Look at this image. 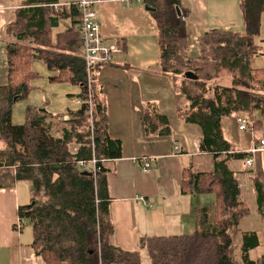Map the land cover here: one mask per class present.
Listing matches in <instances>:
<instances>
[{"label": "trees", "instance_id": "1", "mask_svg": "<svg viewBox=\"0 0 264 264\" xmlns=\"http://www.w3.org/2000/svg\"><path fill=\"white\" fill-rule=\"evenodd\" d=\"M54 4L59 0H19L14 18L3 28L10 41L4 48L6 81H0V188L19 181L30 186L29 203L19 205L17 214L21 229L30 224L31 245L44 263L141 264L139 252L145 248L152 264H264V252L251 256L260 245L258 233L239 228L250 210L241 198L238 173L228 166L249 153L232 151L221 129L222 118L233 115L250 119L251 129L264 123V67L252 66L263 54L256 40L261 36L264 0H239L243 30H208L198 40L197 57L188 55L189 11L180 0H143L144 7L153 9L149 13L157 33V66L187 99L179 116L200 127L201 144L214 160L209 173L184 167L180 194L211 193L214 201L200 210L197 231L143 238L133 251L113 243L102 166L105 159L121 157V142L110 138L106 107L96 96L97 67L88 86L77 31L69 27L53 33L56 17L67 12ZM75 9L70 8L69 15ZM34 59L52 73L50 82L71 83L80 87L81 100L90 97L91 103H82L65 124L61 117L37 108L29 109L23 123H12L13 104L28 95L37 77L31 67ZM188 71L197 80L185 78ZM223 73L230 79L228 85L219 83ZM152 117L163 118L156 109L146 115ZM254 187L257 213L264 219V182L257 180Z\"/></svg>", "mask_w": 264, "mask_h": 264}, {"label": "crops", "instance_id": "2", "mask_svg": "<svg viewBox=\"0 0 264 264\" xmlns=\"http://www.w3.org/2000/svg\"><path fill=\"white\" fill-rule=\"evenodd\" d=\"M78 1L59 0V6L54 8L67 12L59 19L56 17L53 33L63 32L69 27L78 33V7L76 13L69 15V9L75 7L70 4ZM18 2L0 0V64H3L0 76L4 77L3 80L6 69L4 48L6 42L10 41L3 34V28L14 18ZM180 2L189 11L185 19L190 57L200 56L198 40L208 30H243L239 0ZM94 9L105 42L115 44L120 49L111 64L97 66L95 90L96 96L106 107L110 138L121 142V157L102 162L106 169L114 228L113 243L123 250L133 251L143 238L189 234L199 229L200 210L214 200L206 193L180 194L181 173L189 165L196 173L212 172L214 160L201 144L200 127L185 122L179 116L187 99L175 91L170 78L161 73L157 66V33L149 11V14L144 13L146 9L143 4L129 6L110 1L98 3ZM256 43L264 50V12L261 17V36ZM258 57L257 60L264 58V51ZM222 75L219 83L228 85L230 79L225 73ZM80 92L69 94L72 96L70 100L75 99L78 104L76 109L56 115L61 117L62 124L68 122L71 113L80 108L81 104L77 102ZM153 109L163 118L147 119L146 115ZM40 110L43 114L54 116ZM236 118L233 115L221 120L224 139L232 151L246 152L255 143L264 140V136L256 137L254 129L238 130ZM263 129L264 123L258 131ZM76 147L72 145L71 149L75 150ZM247 158L228 162V166L238 173L241 198L250 210V215L240 221L239 228L241 231H256L260 239L257 250L262 249L264 252V219H260L257 213L254 187L255 181L264 182V150L252 156L250 167L245 165ZM145 160L149 162V167L143 171L141 166ZM12 185L0 188V264H45L31 245L32 231L31 234L24 233L21 225H17L20 222L17 209L22 204L16 182ZM138 195L144 196L153 206L143 205L136 199Z\"/></svg>", "mask_w": 264, "mask_h": 264}, {"label": "rangeland", "instance_id": "3", "mask_svg": "<svg viewBox=\"0 0 264 264\" xmlns=\"http://www.w3.org/2000/svg\"><path fill=\"white\" fill-rule=\"evenodd\" d=\"M132 4L138 5L136 1H134L130 5ZM144 13L149 14L147 10ZM211 18L214 19V16H211ZM258 58L260 57L253 59L252 66L255 68H263L264 58H262L261 60H257ZM5 64H6V60H5ZM2 65L0 64V68ZM257 66H261V67H257ZM31 67L32 70H34L37 73V77L31 80L30 82L31 88L28 95H26V97L18 100L13 104L12 123L14 124L23 123L26 118L27 112L29 111V109L31 110L32 108H37V109L41 108L42 110H45L47 113L54 114L55 116L60 114H65L68 109L74 110L77 108L78 104L76 103L75 99H72V101L70 100V97L72 96H70L69 94L76 95L77 92L80 91L78 86L68 82L66 83L50 82L48 80V76L52 73L48 71L45 64L39 59H34L32 61ZM3 79L4 77L0 76V81L2 83H5L6 80ZM236 125L238 126L237 120H236ZM259 128H255L254 130L258 131ZM255 131L253 133L256 135V137L264 136V129L258 131L257 133ZM2 146L3 145L1 144L0 141V148ZM16 186L18 187L19 190V198L21 204L26 205L27 203H29V199H30L29 198L30 186L26 182H22V181L16 182ZM207 195L213 197L214 200L213 194L208 193ZM22 232L31 234V226L28 222H26L23 225ZM261 250L252 252L251 254L252 258H256L260 256V254L263 253ZM139 256H140L141 264H152L146 249H140Z\"/></svg>", "mask_w": 264, "mask_h": 264}, {"label": "built area", "instance_id": "4", "mask_svg": "<svg viewBox=\"0 0 264 264\" xmlns=\"http://www.w3.org/2000/svg\"><path fill=\"white\" fill-rule=\"evenodd\" d=\"M110 1L118 2L123 5H130L132 2L136 1L139 4H142L143 0H79L75 3V6L78 7L80 17H79V26L78 33L81 42V58L84 61V68L88 78V86L90 85V77H92L93 70L102 64H111L114 61V57L117 53L120 52V49L115 44H107L100 33V26L97 20V14L95 12V5L101 2ZM59 6L54 4V7ZM77 102L82 103H91L90 97L86 101L77 99ZM88 113H91V108ZM238 129L240 131H246L251 128L252 121L245 116L238 115L237 118ZM264 150V140H260L255 143L247 152L249 157L245 160V165L247 167L252 166L253 158L252 156L257 153V151ZM90 163L95 167L96 160L92 159ZM81 164H83L81 162ZM149 167V162L144 161L141 168L143 171H146ZM136 199L140 200L143 205L147 207H152V203L148 202L144 196L138 195ZM21 220L18 226H20Z\"/></svg>", "mask_w": 264, "mask_h": 264}, {"label": "water", "instance_id": "5", "mask_svg": "<svg viewBox=\"0 0 264 264\" xmlns=\"http://www.w3.org/2000/svg\"><path fill=\"white\" fill-rule=\"evenodd\" d=\"M145 9H146L147 11H150V10L153 11L152 8L145 7ZM176 10H177V12L179 13V9L176 8ZM184 77L187 78V79H190V80H197V76H196L193 72H190V71H188L187 73H185ZM13 101L15 102L16 99H14Z\"/></svg>", "mask_w": 264, "mask_h": 264}]
</instances>
